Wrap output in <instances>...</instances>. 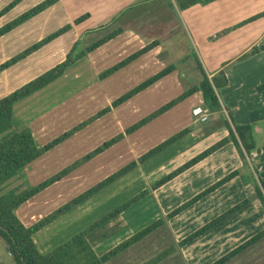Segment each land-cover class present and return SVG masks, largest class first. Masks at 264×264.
I'll list each match as a JSON object with an SVG mask.
<instances>
[{
  "label": "crops",
  "instance_id": "crops-1",
  "mask_svg": "<svg viewBox=\"0 0 264 264\" xmlns=\"http://www.w3.org/2000/svg\"><path fill=\"white\" fill-rule=\"evenodd\" d=\"M12 1L0 0V11ZM41 1L43 0L17 1L0 15V27ZM234 6L238 10H231ZM225 11L233 16L224 18L222 14ZM261 11H264V0H215L206 5L195 4L184 10H179L174 0H56L1 35L0 65L58 29L69 25L65 32L0 71V98H3L64 61L76 42L77 49L82 50L108 31L121 29L114 37L68 66L59 77L13 103L11 111L13 127L27 126L38 147L110 105L114 99L168 65L175 66L173 71L158 81L111 108L101 117L26 164L19 170L17 178L8 182V186H21L27 189L33 187L30 173L36 168L35 163L38 160L46 161L45 168L55 167L54 172H58L177 97L186 90L184 83L188 82L186 80L189 79L187 74L190 65L196 66L194 71L197 81L201 79L200 67L210 79L219 71H223L227 83L217 92L222 113L227 114L228 109L236 123L251 124L253 137L255 134L264 135L262 124L264 88H257L264 84V49L248 54L252 47L264 45V15L235 27L242 20ZM84 14H87L84 20L74 22ZM229 28L231 29L226 31ZM154 41L157 43L155 46L111 74L100 77L103 71ZM188 49L194 54V63L187 60ZM182 59L184 62L180 63ZM196 105H202L200 91L183 99L134 132L124 134L121 140L17 206L14 209L15 215L24 226H30L82 192V189L94 185L128 162L136 160L169 136L183 128L190 129L179 140L36 231L32 239L39 252H48L80 231V228L91 224L126 201L131 191L121 193V188L141 174L142 166L159 162L162 158H176L182 152L191 153L185 157L189 160L226 136L228 131L222 124L204 133L199 130L198 126L207 121L198 122L194 119L191 109ZM213 113L216 115L215 118H221L220 112ZM262 142L260 148L256 146L251 152V160L264 179V138ZM227 149L236 151L234 145L228 143L158 188L150 189L158 190L184 174L194 177V173L202 171L206 164L215 166L216 169L211 175L204 173L203 170V175L199 178L200 182L209 179V176H213L210 179L215 180L194 191L182 203L189 200L223 177L218 175L221 168L218 162H214V158ZM52 154H55V157ZM236 177L183 211L194 207ZM81 184L83 185L80 186ZM147 196L148 194L145 197ZM39 197L40 200L36 201ZM141 201L142 199L88 234L87 238L96 253H104L129 237L126 235L112 243V239L118 235L115 232L111 233L110 227L114 221L131 212ZM231 216L210 230L223 224ZM124 230L125 228L120 231ZM3 250L6 257L2 254ZM9 254L2 241L0 264H14Z\"/></svg>",
  "mask_w": 264,
  "mask_h": 264
},
{
  "label": "trees",
  "instance_id": "trees-1",
  "mask_svg": "<svg viewBox=\"0 0 264 264\" xmlns=\"http://www.w3.org/2000/svg\"><path fill=\"white\" fill-rule=\"evenodd\" d=\"M19 0H13L9 5L3 8L0 11V15L7 11L12 5H14ZM56 0H43L40 3L36 4L35 6L31 7L24 13L17 16L12 21L6 23L2 27H0V36L4 33L10 31L17 25L21 24L25 20L29 19L33 15L37 14L38 12L42 11L43 9L47 8L51 4H53ZM215 0H174L177 8L179 10H184L189 8L195 4L206 5L210 2ZM264 15V11H261L255 15H252L238 24L235 27L241 26L247 22L255 20ZM87 17V14L81 15L77 19H75V23H79ZM69 28V25H66L54 33L50 34L49 36L45 37L43 40L39 41L38 43L33 44L32 46L28 47L21 53L15 55L7 62L0 65V71L10 64L14 63L15 61L25 57L26 55L30 54L34 50H36L42 44L48 42L49 40L53 39L54 37L60 35L61 33L65 32ZM231 28L227 29L226 31L230 30ZM121 31L120 28H115L114 30L108 31L99 39L92 42L90 45L85 47L82 50L77 49L78 42H76L69 53L67 54L64 61L57 64L55 67L49 69L48 71L42 73L41 75L37 76L36 78L32 79L31 81L25 83L21 87L17 88L9 95L0 98V239L5 243V247L7 251H9L10 255L12 256V261L14 264H105L110 261L112 258L120 254L121 252L127 250L134 244L138 243L146 236L154 232L160 226L164 224L163 218H158L151 223L147 224L137 232L133 233L129 237L125 238L108 251L104 252L101 255L96 254L90 243L87 241V235L95 230L96 228L100 227L101 225L109 222L117 215L122 213L124 210L135 204L137 201L145 197L149 193V189H143L142 191L138 192L137 194L133 195L126 201L122 202L121 204L114 207L112 210L89 224L87 227L83 228L82 230L78 231L77 233L73 234L65 241L61 242L53 249L46 253H40L37 249L32 235L38 231L39 229L43 228L47 224L51 223L53 220L58 218L59 216L63 215L64 213L68 212L70 209L75 207L76 205L82 203L90 196L94 195L96 192L104 188L105 186L111 184L119 177L123 176L124 174L130 172L134 169L138 164H141L148 160L149 158L153 157L175 141L179 140L185 134L189 132V128H183L178 132L174 133L173 135L169 136L162 142L158 143L154 147L150 148L142 155H140L136 160H132L127 164L123 165L122 167L118 168L114 172L110 173L106 177H104L99 182L95 183L94 185L90 186L89 188L85 189L78 195L74 196L70 200L66 201L52 212L46 214L41 219L37 220L30 226H24L22 222L18 219V217L14 213V209L28 200L29 198L33 197L35 194L39 193L55 181L61 179L65 175H67L70 171L77 168L81 164L85 163L86 161L90 160L97 154L101 153L108 147L112 146L119 140H121L124 134H130L140 128L141 126L147 124L166 110L170 109L183 99L187 98L188 96L192 95L196 91H200L202 95V106L207 108L210 112H220L222 118V125L226 127L228 133L226 136L212 144L211 146L207 147L203 151L199 152L189 160L185 161L175 169L171 170L167 174L163 175L159 180L155 181L151 184V189H156L159 186L163 185L165 182L169 181L170 179L174 178L178 174L184 172L191 166L198 163L200 160L204 159L214 151L218 150L222 146L232 143L237 150L244 166L247 169L245 175H242V179L244 182L249 181L253 183V187L255 190V194L259 201L262 204L264 209V179L259 175V172L252 167L250 169L248 160L246 157L249 158L251 152L255 149L256 144L253 137V127L251 124H238L232 118L231 112L227 110V114L225 112L222 113V106L219 102V98L217 92L220 88L226 85L227 79L223 73V71H219L217 74L211 77V79L206 75V73L200 67L201 79L196 85H193L182 92L177 97L173 98L166 104L160 106L155 111L149 113L145 117L141 118L140 120L136 121L134 124L125 128L124 132L118 133L115 136L111 137L110 139L106 140L102 144L95 147L93 150L82 156L81 158L77 159L67 167L61 169L57 173L53 174L49 178L41 181L40 183L34 185L33 187L21 188V186H16L14 188L7 189L8 182L11 179H16L19 170L24 167L26 164L33 161L35 158L46 152L47 150L51 149L65 138L69 137L70 135L74 134L81 128L85 127L87 124L92 122L93 120L101 117L105 113L111 110V108L118 106L119 104L125 102L138 92L144 90L154 82L161 79L163 76L167 75L171 71L175 69L174 65H168L164 69L160 70L159 72L155 73L154 75L150 76L149 78L145 79L144 81L140 82L124 94L120 95L116 99H114L110 105L103 107L102 109L98 110L95 114L90 116L89 118L83 120L79 124L75 125L74 127L70 128L68 131L62 133L55 139L51 140L50 142L46 143L45 145L38 147L33 139L32 133L27 126L21 127H13L12 124V105L15 101L23 98L24 96L29 95L33 91L43 87L44 85L48 84L49 82L53 81L57 77H59L65 69L73 64L78 59L82 58L87 52L95 49L96 47L100 46L107 40L114 37L118 32ZM222 33V32H221ZM157 43L154 41L145 47L135 51L134 53L130 54L123 60L119 61L115 65L111 66L110 68L106 69L100 74V77H105L115 70L123 67L130 61L137 58L143 52H146ZM261 49H264V45L262 46H254L252 47L248 54H253ZM245 56V55H244ZM258 89L264 88V84L257 87ZM264 127V121H263ZM239 175L238 170H233L220 178L218 181L213 183L212 185L208 186L189 200L183 202L176 208H174L171 212H169L166 217L172 218L203 198L204 196L208 195L212 191H214L219 186L223 185L230 179L234 178L235 176ZM247 204V199L243 200L242 202L234 205L230 209L224 211L222 214L218 215L217 217L213 218L193 233H190L187 237L182 239L179 242V245H185L190 243L200 235L206 233L223 220L243 208ZM262 232L252 236L244 243L236 246L235 248L229 250L224 255L220 256L218 259L214 260L210 264H225L229 260H231L235 255L242 252L245 248L252 245L262 236ZM170 252V251H169ZM164 252L159 254L155 259L147 261L144 264H156L160 262L163 258H165L166 254L169 253Z\"/></svg>",
  "mask_w": 264,
  "mask_h": 264
},
{
  "label": "rangeland",
  "instance_id": "rangeland-1",
  "mask_svg": "<svg viewBox=\"0 0 264 264\" xmlns=\"http://www.w3.org/2000/svg\"><path fill=\"white\" fill-rule=\"evenodd\" d=\"M231 10L238 9L234 6ZM241 10L244 11V9ZM223 13L222 16L226 19L233 16V14H228L226 11ZM186 55L188 56L187 60H190L191 63L195 62L194 54L190 49L186 51ZM183 62L184 60L182 59L180 63ZM194 69L196 71V66H189L187 76L190 80L188 79L186 80L188 82L184 83L185 89L199 82L196 80ZM215 116V113L210 111L207 122L200 124L198 126L199 130L204 133L207 130L222 126V118H215ZM262 138H264V135H254L256 146L259 148L263 144ZM236 151L227 149L219 153L220 156L214 158L215 161H213L218 162L220 165L222 171L218 174L221 175L220 177L231 172L232 169L238 170L239 175L222 189L208 196L194 207L172 218H167L166 215L176 208V206L180 205L179 203H182V201L191 196L194 191L215 180L210 179L213 176H209V179H204L200 182L199 178L200 175H203V170L205 171L204 173L207 172L211 175L216 167L206 164L202 171H196L194 173V177L184 174L162 188L152 191L150 188L153 181L161 178L165 173L179 165V163L186 161L188 158L185 159V157L191 153L182 152L176 158H162L159 162H152L142 166L140 170L141 174L136 179H131L125 183L121 188L122 190H120L121 193L124 191L126 193L128 190L131 191L128 198L126 197L129 199L142 189L148 188V196L143 197L144 199L142 198L139 205L131 212L122 215L118 220L114 221L110 227L111 233L115 232L118 237L112 239V243L120 240L121 237L132 235L143 226L158 218H163L164 224L138 243L112 258L106 264H144L167 251L170 252L156 264H210L229 250L244 243L260 232L263 234L255 243L245 248L225 264H264V209L255 194L253 183L249 181L244 182L241 177L246 174L247 169ZM131 153L134 154V152ZM66 154L68 153H64V155ZM52 156L55 157V154H52ZM246 160H248L250 169L252 167L255 168L251 160V154L249 158L246 157ZM221 161L223 162L220 164ZM45 163L46 161L42 162L40 160L35 163L36 168L30 173V179H33V185L57 173L54 172L55 167L49 165V168H45ZM30 179H28V182ZM192 184L193 186H191ZM14 187L8 186L7 189ZM86 188L82 189V191ZM245 199H247V204L239 213L231 216L227 221L213 230L200 235L192 242L183 246L179 245V242L190 233H193L213 218ZM38 200H40V197L36 201ZM88 225L89 223L80 229L82 230ZM121 227H124L125 230L120 231L124 229ZM87 241L90 243L88 238ZM0 243H2L1 240ZM2 254L5 256L6 252L3 250Z\"/></svg>",
  "mask_w": 264,
  "mask_h": 264
},
{
  "label": "built area",
  "instance_id": "built-area-1",
  "mask_svg": "<svg viewBox=\"0 0 264 264\" xmlns=\"http://www.w3.org/2000/svg\"><path fill=\"white\" fill-rule=\"evenodd\" d=\"M194 119L198 122H205L208 120L209 111L202 105H196L191 109Z\"/></svg>",
  "mask_w": 264,
  "mask_h": 264
}]
</instances>
